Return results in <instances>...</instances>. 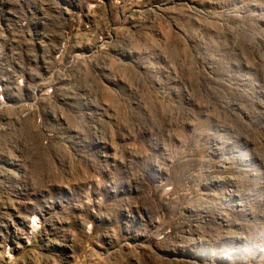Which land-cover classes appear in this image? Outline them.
Returning <instances> with one entry per match:
<instances>
[{"label": "rangeland", "instance_id": "obj_1", "mask_svg": "<svg viewBox=\"0 0 264 264\" xmlns=\"http://www.w3.org/2000/svg\"><path fill=\"white\" fill-rule=\"evenodd\" d=\"M0 264H264V0H0Z\"/></svg>", "mask_w": 264, "mask_h": 264}]
</instances>
